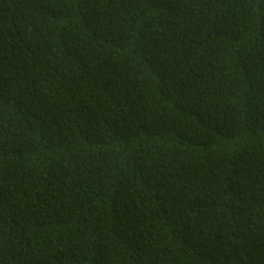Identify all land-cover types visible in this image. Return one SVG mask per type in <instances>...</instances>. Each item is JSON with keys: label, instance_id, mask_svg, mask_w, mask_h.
Returning <instances> with one entry per match:
<instances>
[{"label": "trees", "instance_id": "1", "mask_svg": "<svg viewBox=\"0 0 264 264\" xmlns=\"http://www.w3.org/2000/svg\"><path fill=\"white\" fill-rule=\"evenodd\" d=\"M0 264H264V0H0Z\"/></svg>", "mask_w": 264, "mask_h": 264}]
</instances>
